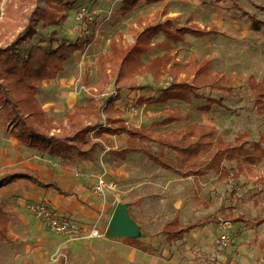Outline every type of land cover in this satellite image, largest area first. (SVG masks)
Wrapping results in <instances>:
<instances>
[{"label":"rangeland","instance_id":"obj_1","mask_svg":"<svg viewBox=\"0 0 264 264\" xmlns=\"http://www.w3.org/2000/svg\"><path fill=\"white\" fill-rule=\"evenodd\" d=\"M10 1L0 0V17L3 7ZM235 1L244 11L264 21V12L258 8L264 6V0ZM121 2L122 0L72 2L70 6L62 8L60 15L63 20L59 26L40 29L37 37L19 48V51H26L30 45L37 43L47 48L52 31L56 32L58 39L73 42L82 39L84 35L89 36L93 28L97 30L94 43L88 46L86 52L77 54L70 63L65 64L64 72L54 82L36 91L37 100L46 115L54 120L55 129L52 133L59 136L65 134L59 133L58 129L65 126L66 110L84 105L91 97L96 82L97 59L105 54L111 39L120 38L124 46L131 45L145 24H161L168 18L162 19L165 14L178 11V24L172 25L175 30L179 24L182 26L189 21L200 27L215 26L218 34L200 37L185 30L183 40L172 43L160 29L153 37V43L158 40L157 42L166 44L167 48H152L158 50L155 57L165 56L159 55L161 50H170L171 45H175L176 52L173 55L177 61L188 62L192 55L198 61H209L210 72L223 73L234 81L233 97L224 101L225 108L214 106L206 114L198 111L205 102L194 99L191 104L172 101L166 106L146 103L137 108L136 100L146 97L145 92H123L117 107L126 112L128 125L145 127L157 139H174L175 133L203 124L215 127L216 138L234 145L235 139L241 137L245 147L252 149L259 135L264 134V117L257 115L246 82L249 75L256 79L264 77V31H253L246 17L233 8L229 1L216 4L209 0H165L151 6L139 4L134 12L126 16L118 13ZM40 6H46L44 0ZM83 8L88 11L90 19L78 21L76 17ZM169 16L175 18L174 15ZM180 43L183 45L177 48ZM149 51L141 56L143 62L150 60L152 55ZM180 78L183 76H165L158 86L167 82L168 85L164 88H168ZM147 82L152 80L145 77L139 79L141 84ZM212 96L218 97L215 93ZM131 109L134 111H130ZM174 110L185 113L187 119L168 126L159 125ZM7 121V113L0 108V123L9 132ZM127 139L128 136L122 133L108 137L107 142H100L95 132H92L87 136L85 155L79 157L73 150L65 153L68 158H79L88 163V168L78 167V170L87 173V179L95 180L97 176H103L105 180L115 184L113 191H105L104 196L100 197L101 207L104 208L100 218L78 223L83 231L76 239H69L49 231L29 212L37 229L23 239L13 240L9 236L0 239V264H264L263 254L258 246L264 242V234L257 233L258 228L254 224L257 218L264 217V157L255 168L254 176L240 181L244 185L236 189L240 200L235 202L226 192V184L219 183L213 173L200 178H180L155 165L140 151L129 153L125 159L121 158ZM147 147L151 154H157L156 142H149ZM39 149L47 155L54 151L53 146ZM37 155L41 156V153ZM165 156L176 163L180 162L172 151H165ZM230 180L231 178L229 183ZM195 196L205 201L207 206L196 204ZM119 206L125 208L133 223V231L108 236V223ZM230 206L235 207L233 216L243 217L248 223L234 224L224 218ZM176 214L182 225L208 216L216 222L192 231L180 241L169 242L165 230ZM225 222L230 224V228H225ZM92 229H96L99 235L89 237ZM222 233L229 234L230 244L223 250H217L213 241ZM255 237L257 245L254 244ZM140 246L144 250H140Z\"/></svg>","mask_w":264,"mask_h":264},{"label":"trees","instance_id":"obj_2","mask_svg":"<svg viewBox=\"0 0 264 264\" xmlns=\"http://www.w3.org/2000/svg\"><path fill=\"white\" fill-rule=\"evenodd\" d=\"M42 0H11L3 7L0 17V106L6 111L10 123L23 134L24 142L34 148L53 146L54 155L61 159V165L70 169L75 161L65 156L68 150L83 154L87 145V136L95 132L100 142L107 141L104 136L125 133L128 136L122 157L129 153L141 152L161 169L175 173L181 178L202 177L209 172L218 176V181L226 184L230 198L239 199L236 192L244 184L240 181L249 180L254 170L264 157V134H260L252 149H247L241 137L235 139L234 145L216 138L213 126L193 125L183 132L175 133L174 139H157L145 127L128 125L126 112L117 107L123 92L147 93L146 97L136 100V107L146 103L166 106L170 101L191 104L194 100H203L205 105L198 108L200 113H209L214 106L225 108L224 101L233 97L235 83L225 74L210 72L209 61H198L194 55L188 62L177 61L171 57H155L146 62L141 56L155 47L167 48L166 44L154 42L153 37L162 29L165 37L172 43L183 40L187 30L195 36L217 34L216 27L200 28L194 24L178 29V18H167L161 24L149 23L136 35L131 45L124 46L120 38L109 41L105 54L96 62V82L91 97L84 106H75L65 112V126L59 127V133L52 131L53 118L46 115L38 100L36 91L44 81L54 80L64 69L63 64L76 54H84L97 35L92 29L89 36L69 42L58 39L52 31L48 38L49 46L44 48L40 43L30 45L28 50L19 51L24 44L31 42L40 33L52 26H59L63 20L60 12L64 6H70L77 0H44L46 6H40ZM165 0H122L118 13L126 16L142 4L151 6ZM213 3L231 2L232 7L240 11L254 31L264 30V21L244 11L235 0H209ZM264 11V6H258ZM170 75L173 78L183 76L168 88L158 86L160 81ZM149 76L152 82L139 83V79ZM241 80V79H240ZM253 97L256 113L264 117V77L256 79L249 75L246 82ZM212 93L218 95L213 97ZM187 119L185 113L174 110L167 114L159 125L168 126ZM103 126V127H102ZM149 142H156L157 154L147 149ZM165 151H172L180 159L176 163L165 156ZM32 176L17 173H0V189L21 178ZM229 178H231L230 183ZM58 193L62 191L53 185ZM197 204L201 201L196 199ZM229 222L244 221L243 217H226ZM9 219L7 212L0 209V239L7 237ZM207 221H197L192 225L181 226L173 219L166 226V238L179 241L193 229ZM264 222V217L256 219V226ZM139 248V247H138ZM140 250L144 247L140 246ZM228 262V261H227Z\"/></svg>","mask_w":264,"mask_h":264},{"label":"crops","instance_id":"obj_3","mask_svg":"<svg viewBox=\"0 0 264 264\" xmlns=\"http://www.w3.org/2000/svg\"><path fill=\"white\" fill-rule=\"evenodd\" d=\"M216 4H219V3H216ZM169 14L174 15L173 17L175 18L176 17L179 18L180 16V12L178 11H173ZM169 14H165L162 17V19L167 18V17L172 18L171 16H169ZM188 23L191 24L189 21ZM184 26L185 27L188 26L187 22L181 27H184ZM203 27H210V26H202L200 28H203ZM261 31H264V30H261ZM181 45H183V43H180V45H178L177 48H180ZM174 46L175 45H171L170 50H164V51L161 50L162 52H160L159 55L160 56H163V55L171 56L175 54L176 51L174 49ZM157 51L158 50H155V49H152L151 51H149L152 55L151 58L155 57L154 54H157L158 53ZM179 52H181V50ZM72 59H70L69 61H66L63 64L64 69L61 73L58 74V76L64 72L65 64L67 65L68 63H70ZM58 76L54 80L44 81L40 88H44L47 84L54 82L58 78ZM144 77L147 79H150L149 76H144ZM84 105H77V106H84ZM0 108L4 109L2 106H0ZM202 114H206V113H202ZM4 126L5 125L3 123H0V173L2 172L17 173L19 175L32 176L38 180V181H34L28 177L21 178L9 184L8 186H5L0 189V209L7 212L8 219H9V222L7 225V237L9 236L13 238V240L17 238L23 239L24 236L28 235L29 233H34V230L37 229L34 225L35 220L32 218L27 208L29 207L27 205H29V203L31 202L46 203L52 208L57 209L60 213L64 214L65 216H68L69 218H71L72 220L76 221L79 224L85 221H92L96 217L100 218L102 216L104 208L101 207L102 206L100 202L101 196L94 195L91 192V188L94 184V180L87 179L86 177L84 178L78 175V173H83L87 175L86 172H83L82 170H80V169L89 167L86 161L80 160L79 158L78 159L72 158L75 161V167L70 169L64 165H61V159L57 157L56 155H54L53 153L47 152L48 153L47 155L46 153H43V151L40 150L39 148L31 147L27 143H25L23 139V134L19 130H17L9 121H7L6 123V126L9 127V130H10L9 132H6V129L8 130V128L5 129ZM130 126L139 127L136 125H130ZM205 126H211V125H205ZM108 137H113V136H107L106 137L107 141H108ZM107 141H103V142H107ZM45 147H49V146H45ZM85 152L83 154H77V153L75 154L80 157V156L85 155L86 154ZM39 153H41V156L37 155ZM120 156L123 159H125L126 157V156L122 157V154H120ZM78 167L80 168L79 170H78ZM209 173H212V172H209ZM213 174L215 173L213 172ZM187 178H190V177H187ZM197 178H200V177H197ZM217 181H218V176H217ZM218 182L223 183L220 181ZM53 185L59 188L62 191V193H58L57 191H55V189L53 188ZM225 190H226V187H225ZM239 196L240 195L238 194V197ZM194 199H195V202H196V199L201 201V204H198L199 206H204V207L207 206L206 202L199 199L198 196H195ZM232 200L237 202V199L233 198ZM234 208H235L234 206L228 207L227 214L224 215L223 217L224 218H226V216L237 217V216L232 215ZM175 218L178 220V223L180 224L179 217L177 214L172 218V220ZM259 218H262V217H259ZM197 221H207V222H205L204 225L193 229L192 231L203 229L207 225L216 222V220L210 216L205 217L201 220H197ZM195 222L190 223V224H184V225L180 224V225L181 226L192 225ZM255 222L256 221H254L255 227L258 228L257 233L259 232L260 234H264V222L259 226H256ZM247 223L248 221H246L245 219L244 221L236 222L234 224L241 225V224H247ZM259 228L262 230L259 231ZM192 231H190L188 234H190ZM217 238H215L214 241ZM172 242H177V241H172ZM257 243H258L257 237H255L254 244L257 245ZM258 246L264 258V242H261Z\"/></svg>","mask_w":264,"mask_h":264},{"label":"built area","instance_id":"obj_4","mask_svg":"<svg viewBox=\"0 0 264 264\" xmlns=\"http://www.w3.org/2000/svg\"><path fill=\"white\" fill-rule=\"evenodd\" d=\"M90 19L88 11L83 8L78 13L76 19L78 21H82L83 19ZM168 83H163L160 86L165 87ZM130 111H134V109H131ZM78 175L82 177H88L86 174L78 173ZM115 189V184L111 181L105 180L103 176H97L94 180V184L91 188V191L94 195L97 196H104L105 191H113ZM28 210L31 214L34 215V217L39 221L44 227H46L49 231L56 233V234H62L69 239H76L82 232L81 227L79 224L69 218L68 216H65L64 214L60 213L57 209L52 208L46 203L43 202H36L31 204L28 207ZM225 228H230V224L228 222H225ZM99 233L96 229H92L89 233V237H95L98 236ZM230 244V237L228 233H224L219 236L214 241V247L217 250H223L227 248Z\"/></svg>","mask_w":264,"mask_h":264},{"label":"water","instance_id":"obj_5","mask_svg":"<svg viewBox=\"0 0 264 264\" xmlns=\"http://www.w3.org/2000/svg\"><path fill=\"white\" fill-rule=\"evenodd\" d=\"M133 231V223L129 219L127 212L123 206H119L108 223L106 235L116 236L120 234H128Z\"/></svg>","mask_w":264,"mask_h":264}]
</instances>
